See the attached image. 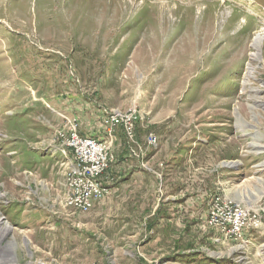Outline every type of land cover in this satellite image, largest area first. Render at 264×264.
Instances as JSON below:
<instances>
[{"label":"rangeland","instance_id":"1","mask_svg":"<svg viewBox=\"0 0 264 264\" xmlns=\"http://www.w3.org/2000/svg\"><path fill=\"white\" fill-rule=\"evenodd\" d=\"M113 111L134 142L75 212L58 133ZM225 200L258 225L209 226ZM263 211L264 0H0V264H264Z\"/></svg>","mask_w":264,"mask_h":264},{"label":"built area","instance_id":"2","mask_svg":"<svg viewBox=\"0 0 264 264\" xmlns=\"http://www.w3.org/2000/svg\"><path fill=\"white\" fill-rule=\"evenodd\" d=\"M135 111L107 113L100 122L106 139L98 140L81 135L75 125L67 127L66 133H58L61 144L71 150L73 161L65 174V206L79 213L89 212L107 191L103 177L113 160V136L121 129L130 142H134V125L138 121ZM147 144L156 147V139L149 136ZM247 209L225 200L217 201L210 209L208 224L230 238H239L259 219ZM264 218V211L262 212Z\"/></svg>","mask_w":264,"mask_h":264},{"label":"crops","instance_id":"3","mask_svg":"<svg viewBox=\"0 0 264 264\" xmlns=\"http://www.w3.org/2000/svg\"><path fill=\"white\" fill-rule=\"evenodd\" d=\"M81 134H83L84 136H94L96 137V139L100 138V135H101V131L99 132H95V131H92V128H88V129H84V130H80L79 131ZM72 162L70 161V164Z\"/></svg>","mask_w":264,"mask_h":264},{"label":"bare ground","instance_id":"4","mask_svg":"<svg viewBox=\"0 0 264 264\" xmlns=\"http://www.w3.org/2000/svg\"><path fill=\"white\" fill-rule=\"evenodd\" d=\"M101 14H102V13H101ZM261 35H262V34H258V35H256L255 38H254V41L257 42L258 40H261ZM246 75H247V77H248L249 72H247ZM236 127H237L238 129H240V128H241L240 123H237V126H236ZM1 223H2V221H1V219H0V225H1ZM8 231H9L8 227L1 228V233H2L3 235L6 234ZM63 252H64V251H63Z\"/></svg>","mask_w":264,"mask_h":264},{"label":"trees","instance_id":"5","mask_svg":"<svg viewBox=\"0 0 264 264\" xmlns=\"http://www.w3.org/2000/svg\"><path fill=\"white\" fill-rule=\"evenodd\" d=\"M81 134V133H80ZM81 135H83V134H81Z\"/></svg>","mask_w":264,"mask_h":264}]
</instances>
